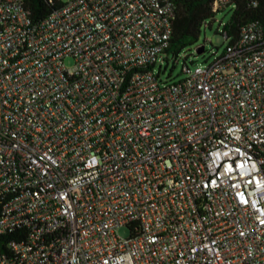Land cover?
Instances as JSON below:
<instances>
[{
	"label": "built area",
	"instance_id": "2783aa9c",
	"mask_svg": "<svg viewBox=\"0 0 264 264\" xmlns=\"http://www.w3.org/2000/svg\"><path fill=\"white\" fill-rule=\"evenodd\" d=\"M175 18L0 0V264H264V28L168 83Z\"/></svg>",
	"mask_w": 264,
	"mask_h": 264
},
{
	"label": "trees",
	"instance_id": "16d2710c",
	"mask_svg": "<svg viewBox=\"0 0 264 264\" xmlns=\"http://www.w3.org/2000/svg\"><path fill=\"white\" fill-rule=\"evenodd\" d=\"M23 1L34 22L43 20L63 5L62 0ZM253 1H257L258 5L253 6ZM230 7L234 11L222 31L228 42L236 40L240 29L250 22H260L264 28V0H232ZM217 13L213 11V0H176V18L167 55L177 57L185 49L197 44L202 27H210L207 21L214 20ZM15 238L14 233L0 234L1 250H5L4 244Z\"/></svg>",
	"mask_w": 264,
	"mask_h": 264
},
{
	"label": "rangeland",
	"instance_id": "374dc122",
	"mask_svg": "<svg viewBox=\"0 0 264 264\" xmlns=\"http://www.w3.org/2000/svg\"><path fill=\"white\" fill-rule=\"evenodd\" d=\"M69 2L70 0H62ZM234 9L228 7L215 14L214 20H208L207 24L210 27L203 26L201 29V36L197 44L182 51L177 57L167 56L164 60L162 67H156L157 72H160V77L163 82L173 83L184 80L186 75L183 72L184 67L187 65L191 69L197 66H207L214 61V59L221 55L228 41L222 34L223 26L226 24ZM205 46V52L201 55L197 54L196 49L199 46ZM68 66L72 64V60H67ZM118 234L124 238L130 236V231L126 227L118 230Z\"/></svg>",
	"mask_w": 264,
	"mask_h": 264
},
{
	"label": "water",
	"instance_id": "95a60500",
	"mask_svg": "<svg viewBox=\"0 0 264 264\" xmlns=\"http://www.w3.org/2000/svg\"><path fill=\"white\" fill-rule=\"evenodd\" d=\"M196 52L197 54L201 55L205 52V46H199L197 49H196Z\"/></svg>",
	"mask_w": 264,
	"mask_h": 264
}]
</instances>
